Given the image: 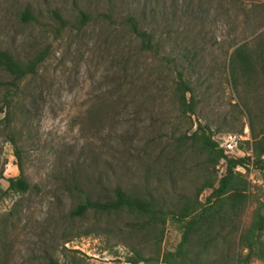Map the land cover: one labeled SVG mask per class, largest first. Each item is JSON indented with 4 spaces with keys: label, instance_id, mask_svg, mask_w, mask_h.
Masks as SVG:
<instances>
[{
    "label": "rangeland",
    "instance_id": "1",
    "mask_svg": "<svg viewBox=\"0 0 264 264\" xmlns=\"http://www.w3.org/2000/svg\"><path fill=\"white\" fill-rule=\"evenodd\" d=\"M23 11L30 18H22ZM130 19L149 34L150 48L140 47ZM243 44L260 77L248 100L264 111V0H0V51L22 62L43 53L10 108L18 161L0 128V264H128L135 242L128 231L117 232L92 212L76 218L69 211L84 197L107 199L116 187L190 195L206 175L203 155L180 147V156L167 161L174 140L196 125L207 126L222 150L230 141L228 157L244 155L238 142L250 141L247 116L228 75L229 56ZM9 79L0 67V82ZM178 79L192 89L185 94L186 101L192 97V114L171 97ZM17 162L29 188L3 195ZM223 166L222 160L215 166L217 176ZM167 167L170 177L161 174ZM245 176L250 191L263 198L264 171ZM253 207L250 200L242 225ZM178 240L167 223L159 248L172 250ZM223 253L220 248L213 257L223 260Z\"/></svg>",
    "mask_w": 264,
    "mask_h": 264
},
{
    "label": "trees",
    "instance_id": "2",
    "mask_svg": "<svg viewBox=\"0 0 264 264\" xmlns=\"http://www.w3.org/2000/svg\"><path fill=\"white\" fill-rule=\"evenodd\" d=\"M22 18H30L27 11ZM58 18V17H57ZM86 19L80 13L79 24ZM62 21V20H60ZM130 28L139 39L141 48H150V36L139 30L130 19ZM43 60V53H33L25 61H19L4 51H0V67L10 76L7 82H0V128L11 147L12 155L18 161L21 149L17 144L10 108L17 95V86L27 75L34 74ZM261 62V61H260ZM263 63V62H261ZM256 60L252 54L240 45L233 49L228 59V75L232 89L237 96V104L247 116L250 141L238 142L245 147L241 157H228L221 147L210 137L207 126L196 125L190 132H184L175 139L174 151L167 163L175 161L181 152L180 147L192 149L203 155L204 179L195 185L190 195H169L159 187L145 188L139 191H127L114 188L105 200L84 197L69 211L71 217H82L92 212L97 218H103L107 226L119 232L125 229L133 236L135 242L128 247L129 255L125 257L128 264H217L231 260L234 264H247L251 259L264 260V197H258L250 191L245 173L256 170L264 171V111L250 106L249 97L257 92L259 74ZM264 67H260L262 72ZM264 79L263 75H260ZM172 98L182 113L192 114V97L185 100V94H192L191 87L178 79L171 88ZM237 104L232 103L237 108ZM253 106V107H252ZM4 108V109H3ZM241 109L238 112L241 113ZM257 122L258 127H255ZM240 129L237 130V133ZM222 160L223 172L217 176L215 166ZM172 165V164H171ZM250 166V167H249ZM18 174L6 179L7 186L1 194L25 193L29 185L26 182L19 162L16 163ZM240 167L244 173L237 171ZM167 169V170H166ZM161 174L171 176L167 167ZM148 173L145 179L148 180ZM76 188V182H72ZM207 190L203 200L201 193ZM254 203L248 223L242 225L241 217L249 201ZM122 215H128V221H119ZM169 223L179 232V240L172 250L161 251L165 225ZM90 232L94 228L89 229ZM223 248V260L213 256ZM244 250V253L242 251ZM143 251L148 252L147 255ZM230 252V254H229ZM47 264H65L48 260Z\"/></svg>",
    "mask_w": 264,
    "mask_h": 264
},
{
    "label": "built area",
    "instance_id": "3",
    "mask_svg": "<svg viewBox=\"0 0 264 264\" xmlns=\"http://www.w3.org/2000/svg\"><path fill=\"white\" fill-rule=\"evenodd\" d=\"M233 147H235L234 144H233ZM222 148H224L223 149V153L225 155L228 154V153H232V151H231V149H232V143L230 141L228 143H226L225 145H223Z\"/></svg>",
    "mask_w": 264,
    "mask_h": 264
}]
</instances>
